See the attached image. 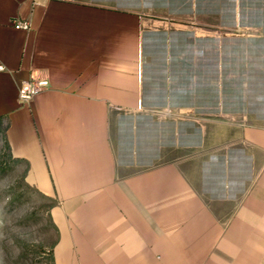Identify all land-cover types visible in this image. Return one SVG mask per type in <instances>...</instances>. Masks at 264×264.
I'll use <instances>...</instances> for the list:
<instances>
[{"label": "crops", "instance_id": "1", "mask_svg": "<svg viewBox=\"0 0 264 264\" xmlns=\"http://www.w3.org/2000/svg\"><path fill=\"white\" fill-rule=\"evenodd\" d=\"M0 65L53 264H264V0H0Z\"/></svg>", "mask_w": 264, "mask_h": 264}, {"label": "rangeland", "instance_id": "2", "mask_svg": "<svg viewBox=\"0 0 264 264\" xmlns=\"http://www.w3.org/2000/svg\"><path fill=\"white\" fill-rule=\"evenodd\" d=\"M8 154L0 138V264H53L56 230L49 210L54 199L23 180V165L4 172ZM184 168L198 187V167L192 161ZM211 204L218 217L226 216L229 204Z\"/></svg>", "mask_w": 264, "mask_h": 264}, {"label": "built area", "instance_id": "3", "mask_svg": "<svg viewBox=\"0 0 264 264\" xmlns=\"http://www.w3.org/2000/svg\"><path fill=\"white\" fill-rule=\"evenodd\" d=\"M61 1H70V0H61ZM14 27L16 29H29V23L26 20H16L14 22ZM0 65V70L2 69ZM48 87V80L46 78H35L30 77L19 85L17 91V99L20 103H25L31 100L35 95L42 92Z\"/></svg>", "mask_w": 264, "mask_h": 264}, {"label": "trees", "instance_id": "4", "mask_svg": "<svg viewBox=\"0 0 264 264\" xmlns=\"http://www.w3.org/2000/svg\"><path fill=\"white\" fill-rule=\"evenodd\" d=\"M0 138L1 139L4 138V132H3V129L1 128V126H0ZM8 158H9V161H6L4 163L5 164V167L3 168L4 169V172H8V170H11L13 166L19 165L22 162L21 159L12 158L10 154H8ZM52 225H53V223H52ZM53 227L55 229V226L54 225H53ZM53 244H54V242H53ZM53 244H52V247H53ZM50 259H51V262L53 263L52 249H51Z\"/></svg>", "mask_w": 264, "mask_h": 264}]
</instances>
